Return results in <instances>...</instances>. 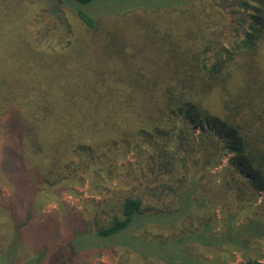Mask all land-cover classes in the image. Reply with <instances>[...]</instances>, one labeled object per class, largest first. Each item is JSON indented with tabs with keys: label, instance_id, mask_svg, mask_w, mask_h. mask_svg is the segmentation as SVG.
<instances>
[{
	"label": "trees",
	"instance_id": "16d2710c",
	"mask_svg": "<svg viewBox=\"0 0 264 264\" xmlns=\"http://www.w3.org/2000/svg\"><path fill=\"white\" fill-rule=\"evenodd\" d=\"M0 114L8 260L32 196L114 181L75 240L135 264H264V0H0Z\"/></svg>",
	"mask_w": 264,
	"mask_h": 264
},
{
	"label": "rangeland",
	"instance_id": "374dc122",
	"mask_svg": "<svg viewBox=\"0 0 264 264\" xmlns=\"http://www.w3.org/2000/svg\"><path fill=\"white\" fill-rule=\"evenodd\" d=\"M40 14L39 6L30 5L25 27L31 40H34L35 23ZM3 116L0 114V118ZM133 161V157L127 155L119 163L124 167L132 164ZM227 163L228 157H225L218 167L213 168L212 172L218 173L219 169ZM115 188L114 181L104 183L100 193L96 194L90 191L86 181L82 185H72V191H67L65 188H54L52 191H45L36 197L32 196L24 212L23 226L26 228V234H23V238L26 242L21 247L26 249L25 255L21 260L14 257L10 261L3 255L5 251L0 249V264H135V256L124 249L115 247L112 250L107 247L94 250L91 247V244L94 246L93 243L86 242L89 241L87 237L83 238L84 241L75 240L80 237H72L71 231H79L82 219H90L93 210L103 206L113 196ZM0 193L6 196L12 194L9 188L2 185H0ZM259 194V198H261L264 196V191H260ZM5 214L6 212H3V216ZM11 215V219L14 220L16 216L13 212ZM45 223L50 225L51 229L49 228L50 230L46 234L39 233L38 227ZM9 234L11 235L6 236L7 241L9 238L15 237L13 231ZM114 240L115 238H111L112 242ZM11 245L16 247L18 243L14 241ZM36 247L41 248L42 252L40 259L38 256L36 257L37 262L36 258L30 259L36 256L33 255V250ZM12 251L15 252L14 249ZM240 260V256L235 254L228 263L237 264Z\"/></svg>",
	"mask_w": 264,
	"mask_h": 264
}]
</instances>
